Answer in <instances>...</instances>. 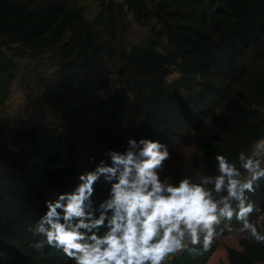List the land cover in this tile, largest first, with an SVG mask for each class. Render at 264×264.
<instances>
[{
	"label": "trees",
	"instance_id": "1",
	"mask_svg": "<svg viewBox=\"0 0 264 264\" xmlns=\"http://www.w3.org/2000/svg\"><path fill=\"white\" fill-rule=\"evenodd\" d=\"M16 80L24 104L10 116ZM261 136L264 0H0V264H74L35 249L44 237L29 229L128 138L165 144L160 175L175 184L214 176L216 154L235 162ZM109 187L97 182L94 206ZM249 196L264 232V180ZM239 228L222 219L208 252L168 264H207L222 245L228 264H264Z\"/></svg>",
	"mask_w": 264,
	"mask_h": 264
},
{
	"label": "clouds",
	"instance_id": "2",
	"mask_svg": "<svg viewBox=\"0 0 264 264\" xmlns=\"http://www.w3.org/2000/svg\"><path fill=\"white\" fill-rule=\"evenodd\" d=\"M106 155L110 162L101 159L94 169L79 173L72 191L45 201V212L29 229L44 237L32 245L35 249L61 250L74 264H168L186 251L208 252L216 226L233 217L245 239L264 244V232L250 221L261 210L249 196L264 180V136L235 162L216 154L214 176L198 181L184 176L175 184L161 178L171 154L158 140L128 138L123 152ZM101 178L110 187L94 206ZM213 193L224 195L217 199ZM225 227L233 231L230 223Z\"/></svg>",
	"mask_w": 264,
	"mask_h": 264
},
{
	"label": "rangeland",
	"instance_id": "3",
	"mask_svg": "<svg viewBox=\"0 0 264 264\" xmlns=\"http://www.w3.org/2000/svg\"><path fill=\"white\" fill-rule=\"evenodd\" d=\"M92 2V0H87ZM111 91V89H110ZM24 104V92L18 87V80L13 81L10 89V95L6 103V111L10 116H15L19 107ZM233 237L228 238V243H232ZM226 243V242H225ZM207 264H228L226 257V249L224 246H219L215 249L211 257L208 259Z\"/></svg>",
	"mask_w": 264,
	"mask_h": 264
}]
</instances>
